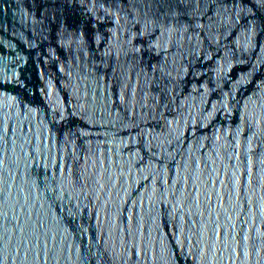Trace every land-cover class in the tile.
<instances>
[{
	"label": "water",
	"instance_id": "1",
	"mask_svg": "<svg viewBox=\"0 0 264 264\" xmlns=\"http://www.w3.org/2000/svg\"><path fill=\"white\" fill-rule=\"evenodd\" d=\"M0 264H264V0H0Z\"/></svg>",
	"mask_w": 264,
	"mask_h": 264
}]
</instances>
